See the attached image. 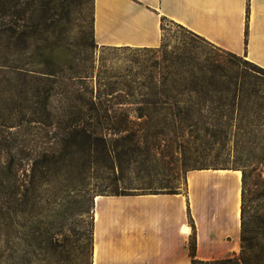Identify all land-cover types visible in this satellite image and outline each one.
Masks as SVG:
<instances>
[{
  "label": "trees",
  "instance_id": "1",
  "mask_svg": "<svg viewBox=\"0 0 264 264\" xmlns=\"http://www.w3.org/2000/svg\"><path fill=\"white\" fill-rule=\"evenodd\" d=\"M58 7L59 0H0V27L15 30L30 25V20L38 25L47 19V11L57 15ZM213 61L195 66L189 60L181 63L174 70L175 74L153 67L136 88L122 83L123 88L118 90L120 82L107 81L103 88L98 83L96 93L93 88L75 87L78 78L73 72L63 84L76 89L68 94L67 106L60 115L51 104L52 91L62 70L50 72L54 76H47L51 82L45 87L43 112L34 110L20 114L23 119L28 117L27 121L47 126L46 143L41 149H35L33 159H17L11 154L10 159L3 161L0 157V235H4L8 249L15 248L18 219L25 212L21 199L27 187L48 182L66 165L73 166L65 168L64 172L74 184L84 181L95 169L114 172L113 180L124 178L125 169L132 164L151 172L154 164L150 160L156 152L162 154L166 149L173 156L174 150L180 148L185 172L198 168L242 171L240 252L221 259H199L193 234L190 240L192 263H264V200L261 201L264 177L260 167L264 159V78L243 75L238 79ZM9 120L0 112L1 125L11 126ZM6 139L0 132V142ZM227 150L235 153L238 164L217 166L215 163L223 160ZM68 155L73 156H69V163L66 162ZM129 184L127 187H132ZM129 191L134 192L114 190L100 194ZM163 191L177 192L178 189ZM250 206L254 209L252 214H249ZM29 212L39 217L38 212ZM38 232V229L25 231V235L30 233L33 242L40 236ZM39 233L42 235L39 244L43 242L45 247L54 244L50 229ZM5 260L7 264H19L14 251Z\"/></svg>",
  "mask_w": 264,
  "mask_h": 264
},
{
  "label": "rangeland",
  "instance_id": "2",
  "mask_svg": "<svg viewBox=\"0 0 264 264\" xmlns=\"http://www.w3.org/2000/svg\"><path fill=\"white\" fill-rule=\"evenodd\" d=\"M52 13L47 11V19L38 25L30 20V25L15 30L0 27V112L12 121L11 126L0 124V132L7 137L0 142L3 161L10 159L11 154L17 159H33L36 150L46 143L47 126L27 121L28 117L23 119L20 114L43 112L45 87L51 82L47 76L53 77L50 72L54 70H62L52 91L51 107L57 115L64 112L68 94L76 89L63 84L73 72L78 78L75 87L93 88L95 93L98 83L103 88L107 81L120 82L118 90L123 88L122 83L136 88L153 67L175 74L174 70L189 60L195 66L208 65L214 60L223 71L238 79L243 75L264 78V67L245 53H230L168 18L162 21L161 44L146 48L99 45L94 36V0H59L57 15ZM162 152H156L150 160L154 164L151 172L132 164L125 169L124 178L113 180L114 172L95 169L84 181L74 184L64 172L73 166L66 165L48 182L24 189L21 205L25 212L18 219L15 248L9 250L4 235H0V264H7L5 259L11 251L19 264H92L93 205L98 194L114 190L187 189L188 172L183 170L180 148L174 150L173 156L166 149ZM222 157L223 160L215 163L217 166L238 164L233 151H225ZM260 167L264 177V159ZM128 183L132 187H127ZM116 184L119 186L114 187ZM248 208L252 214L254 209ZM29 210L38 212L39 217L31 216ZM35 229L39 232L50 229L54 244L47 247L43 242L39 244L42 239L39 232L38 241L31 242L30 233L25 235V231Z\"/></svg>",
  "mask_w": 264,
  "mask_h": 264
},
{
  "label": "crops",
  "instance_id": "3",
  "mask_svg": "<svg viewBox=\"0 0 264 264\" xmlns=\"http://www.w3.org/2000/svg\"><path fill=\"white\" fill-rule=\"evenodd\" d=\"M164 18L264 67V0H94L95 40L157 47ZM241 187L240 169L198 168L185 191L98 194L92 264H193V234L199 259L238 254Z\"/></svg>",
  "mask_w": 264,
  "mask_h": 264
},
{
  "label": "bare ground",
  "instance_id": "4",
  "mask_svg": "<svg viewBox=\"0 0 264 264\" xmlns=\"http://www.w3.org/2000/svg\"><path fill=\"white\" fill-rule=\"evenodd\" d=\"M187 231H190V228H187Z\"/></svg>",
  "mask_w": 264,
  "mask_h": 264
}]
</instances>
